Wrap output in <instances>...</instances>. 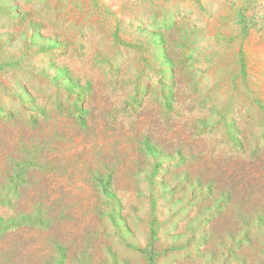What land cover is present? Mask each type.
<instances>
[{"label": "rangeland", "instance_id": "1", "mask_svg": "<svg viewBox=\"0 0 264 264\" xmlns=\"http://www.w3.org/2000/svg\"><path fill=\"white\" fill-rule=\"evenodd\" d=\"M0 264H264V0H0Z\"/></svg>", "mask_w": 264, "mask_h": 264}, {"label": "trees", "instance_id": "2", "mask_svg": "<svg viewBox=\"0 0 264 264\" xmlns=\"http://www.w3.org/2000/svg\"><path fill=\"white\" fill-rule=\"evenodd\" d=\"M107 184H104V185H102V187L104 188V191L106 190V188H107V186H106Z\"/></svg>", "mask_w": 264, "mask_h": 264}]
</instances>
